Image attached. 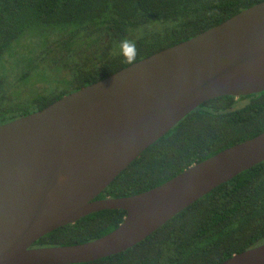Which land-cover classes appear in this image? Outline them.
Listing matches in <instances>:
<instances>
[{
  "label": "water",
  "instance_id": "water-1",
  "mask_svg": "<svg viewBox=\"0 0 264 264\" xmlns=\"http://www.w3.org/2000/svg\"><path fill=\"white\" fill-rule=\"evenodd\" d=\"M264 93V2L174 47L0 126V264H87L124 253L219 186L264 163V133L119 199L98 197L143 152L206 102ZM103 211L112 233L33 248ZM222 264H264V245Z\"/></svg>",
  "mask_w": 264,
  "mask_h": 264
},
{
  "label": "trees",
  "instance_id": "trees-1",
  "mask_svg": "<svg viewBox=\"0 0 264 264\" xmlns=\"http://www.w3.org/2000/svg\"><path fill=\"white\" fill-rule=\"evenodd\" d=\"M263 2L0 0V126L133 65L112 54L124 37L137 41V63ZM39 83L43 87L37 89ZM262 133L264 93L206 102L143 152L98 200L157 188ZM126 215H90L46 235L33 248L95 241L115 231ZM261 245L264 163L219 186L134 248L87 264H222Z\"/></svg>",
  "mask_w": 264,
  "mask_h": 264
},
{
  "label": "clouds",
  "instance_id": "clouds-1",
  "mask_svg": "<svg viewBox=\"0 0 264 264\" xmlns=\"http://www.w3.org/2000/svg\"><path fill=\"white\" fill-rule=\"evenodd\" d=\"M112 54L116 57H122L124 62L128 64H134L138 56L137 41L128 37L122 38L113 48Z\"/></svg>",
  "mask_w": 264,
  "mask_h": 264
},
{
  "label": "rangeland",
  "instance_id": "rangeland-1",
  "mask_svg": "<svg viewBox=\"0 0 264 264\" xmlns=\"http://www.w3.org/2000/svg\"><path fill=\"white\" fill-rule=\"evenodd\" d=\"M19 59V58H18ZM18 59H15V60H18ZM15 60H11V62H14ZM11 63H9L8 65L6 64V66H9ZM43 86L39 83L36 85V88L39 89V88H42Z\"/></svg>",
  "mask_w": 264,
  "mask_h": 264
}]
</instances>
